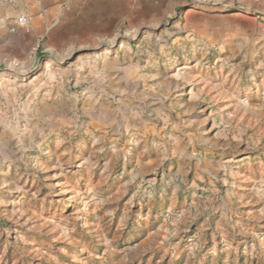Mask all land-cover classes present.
I'll use <instances>...</instances> for the list:
<instances>
[{"label":"rangeland","instance_id":"rangeland-1","mask_svg":"<svg viewBox=\"0 0 264 264\" xmlns=\"http://www.w3.org/2000/svg\"><path fill=\"white\" fill-rule=\"evenodd\" d=\"M37 1L0 45V264H264V0Z\"/></svg>","mask_w":264,"mask_h":264},{"label":"crops","instance_id":"crops-1","mask_svg":"<svg viewBox=\"0 0 264 264\" xmlns=\"http://www.w3.org/2000/svg\"><path fill=\"white\" fill-rule=\"evenodd\" d=\"M41 1L42 0H38L36 3H37V7H39V10L41 9L42 11V7L39 4ZM51 1H55V0H51ZM42 3L46 5L45 0H43ZM43 7H46V6H43ZM34 9H36V7L34 8L32 0H17L15 5L13 6H9L6 4L0 5V45L3 46L6 51L8 50V53L11 57L12 55L14 56L18 54V51L21 50V47L31 41L32 36L26 35L28 33H25L21 29H18L17 32L13 35H8L5 27L7 26V23L9 22V20L13 18V15L16 11L18 10L26 11L30 15H33L32 11ZM13 61L14 63L17 62V60H13ZM10 68H13V67L11 66ZM14 69H16V66ZM22 69H24V67H22ZM26 69L29 72L30 71L33 72L36 69V66H31L30 64H28L26 66ZM32 76H35V73H32Z\"/></svg>","mask_w":264,"mask_h":264},{"label":"built area","instance_id":"built-area-1","mask_svg":"<svg viewBox=\"0 0 264 264\" xmlns=\"http://www.w3.org/2000/svg\"><path fill=\"white\" fill-rule=\"evenodd\" d=\"M15 27L18 29H21L25 33L30 32V25H29L28 19L25 16H20L16 19ZM12 31H14V28H12Z\"/></svg>","mask_w":264,"mask_h":264}]
</instances>
